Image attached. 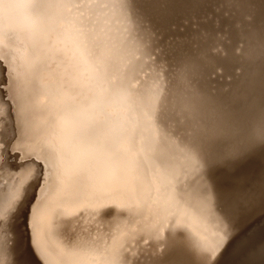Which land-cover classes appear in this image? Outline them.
Returning <instances> with one entry per match:
<instances>
[{"label":"rangeland","instance_id":"rangeland-1","mask_svg":"<svg viewBox=\"0 0 264 264\" xmlns=\"http://www.w3.org/2000/svg\"><path fill=\"white\" fill-rule=\"evenodd\" d=\"M28 1L26 0L27 3ZM40 1L38 0V3ZM134 1V7L138 11L135 9L130 11L122 0H67L64 7L62 5L59 10L52 7L53 11H49L46 16L37 12L43 10L40 6L29 7L19 0H0V65L3 64L5 68L3 75L5 84L7 82L5 88L9 90L6 92L10 93V98L7 97L9 100L15 97L10 101H14L19 111L16 130L5 147L7 150L5 162L14 173L26 165H31L35 169L39 166L37 169L39 172L31 176L35 177L32 179L37 180L34 182L37 185L35 184V188L34 185H31L32 189L29 188L31 191L26 194L28 195L27 202L25 199L26 206H23L19 214L21 216L18 217L19 237L23 245L20 251L35 264H115L111 262L112 252L109 250L114 249L119 243H122L121 253L124 257L133 261H149L168 254L172 239H175L174 241L186 239L206 245L217 232L227 226V222L241 207L251 201L252 197L254 201L257 200L255 203L264 199V142L260 139V133L264 130V81H262L264 38L259 35L264 37V12L261 14L259 11L264 9V0H258L259 2L254 0L257 5L253 0H249L252 4L243 0L241 5L242 0H208L209 3L202 0L205 2V11L202 5L204 2L201 0ZM244 2L247 5L243 4ZM193 3L195 6L189 10ZM231 3L234 5L231 6ZM218 4L224 6L220 7ZM226 5L230 13L228 8L223 10ZM213 6L217 7L212 8ZM219 8L220 11L222 10L221 14L226 13L221 15ZM248 11L249 13L245 14ZM208 12H212L213 15L219 13L220 17H214L216 14L211 15V18ZM257 13H260L261 17ZM227 16L229 17L225 18ZM244 16L247 21H244ZM230 17L233 21L229 19ZM179 18L186 20L184 23L187 24H183L181 22L183 20ZM203 18L209 20L208 22L213 26L215 24L220 26V23L222 26H216L213 30V26L208 23L206 28L207 21L204 22ZM44 19L46 23L40 24L39 22ZM218 21L221 22L218 24ZM235 21L237 23L241 21L239 24L243 27ZM225 22L231 24L227 26L228 23ZM232 22L237 25L234 24L231 28ZM250 23H252L251 27H249ZM245 25H249L252 33L247 26L244 27ZM146 27L151 32L150 36H148L149 31L145 35ZM180 28L181 30L177 31ZM216 28L226 29L225 33H231L230 30L245 33L244 28H246L249 34H244L246 35L244 37L237 32L231 33L232 36L229 33L224 35L219 33L216 37L218 32H221ZM141 29L145 32H141ZM212 30L217 32L215 36ZM170 32L174 35L171 40L170 37L173 36ZM175 32L177 35L181 34L177 37L184 35L180 41L182 43L184 41L183 44L177 45L179 41H175ZM206 32H209L207 33L209 36ZM186 34V38L190 36L188 39L185 38ZM194 35H199V38L202 36L200 38L202 40ZM221 35L227 43L224 38H220ZM239 35L246 40H241ZM237 38L244 43H240L239 46L240 41L237 42ZM4 39L6 43L3 42ZM195 40L200 41V45L206 42V46L198 45ZM214 40L215 42L217 40L218 44L221 42L220 46L223 44L221 52L227 51L217 52L219 47L217 43L215 45ZM232 40L235 42L234 45L231 43ZM229 43L230 47H228ZM141 44L145 45L142 46L147 51L142 49ZM250 44L251 48H249ZM207 45L208 49H206ZM235 46L240 50L233 48ZM252 47H257V50ZM180 48L187 50L180 51ZM208 50L212 53L210 51V55L207 56L205 52ZM213 50L216 51L214 52L217 54V58L215 57L217 61L221 60L219 62L221 66L216 64L218 63L216 60L210 62L215 55ZM249 53L253 55L252 59ZM4 54H8L9 58ZM143 54L145 56H142ZM198 54H202L205 60L208 57V61L203 63L204 57ZM221 54L225 56L222 57ZM146 55L148 58L153 55L154 60L151 56L149 59L151 62L147 60L148 58L143 59L147 57ZM187 56L190 60L185 59ZM241 57L246 58V61ZM143 60L147 61L143 64ZM184 60L193 63L198 60L199 63L194 65L210 71L208 74L203 68L201 70L198 67V72L194 76V86H198L196 90H199L200 94L196 95V99L200 102L198 103L200 113L193 114L187 111V114L181 113L183 115L180 114L174 124L170 121L165 123L163 110L153 106L156 104L157 90L164 92L167 87L156 80L152 83L150 80L144 82L147 77L158 78L159 74L164 72L165 75H160V78L163 76L165 78L166 75L168 78L175 77L180 72ZM179 61H181L180 66ZM223 61H227L226 68ZM138 64L137 67L142 69L135 68L137 72L134 66ZM159 64L161 67H158ZM154 65L155 67L157 65V69ZM217 65L220 67L223 65L225 72ZM130 69H133V74L137 72L138 76H133ZM156 72L159 73L158 77ZM1 82L3 83V78ZM8 85L11 88L10 86L8 88ZM164 123L165 126L162 128ZM204 124H227L247 129L248 132L247 137L234 142V154L211 160L206 156L209 173L213 174L212 181L216 184V189H221L227 199H217L208 187L197 190L199 196L208 205L211 204L212 212L204 220L205 228L200 226L203 224L197 222L183 205L184 195L191 196L190 192L195 191L192 186L196 183L201 169L186 160V154L182 152L184 144L188 140L191 141L197 125ZM165 130L169 131V135L164 132ZM169 152L171 158H175L180 164V176L177 177V181L166 173ZM32 179L30 184H33ZM40 182L43 184L41 185ZM43 198L46 200L45 205L52 200L49 204L51 208L48 207L49 210L45 213L47 220L44 229L36 225L33 220L36 216L34 215L35 210L37 211L36 206L41 203L39 200L43 201ZM64 209L67 213H64ZM67 209L72 211L73 215ZM262 213L229 240L217 264H264V211ZM56 214H62L63 217ZM54 217L56 219H52ZM95 218L98 220H94ZM53 220L54 223L58 222L57 225L53 224ZM45 232L48 234L46 235ZM54 232H57V237ZM233 239L236 241L235 244L226 252ZM46 244L49 246L45 247ZM118 258L119 255L116 259ZM166 261L161 263L168 264Z\"/></svg>","mask_w":264,"mask_h":264},{"label":"bare ground","instance_id":"bare-ground-1","mask_svg":"<svg viewBox=\"0 0 264 264\" xmlns=\"http://www.w3.org/2000/svg\"><path fill=\"white\" fill-rule=\"evenodd\" d=\"M23 1V3L25 4H28V6L30 7V6H32V5H37V6H40V9H43V10H38L37 12L38 13H43V14H45L46 16L49 14L48 12L49 11H53V8L52 7H55L57 10H59L61 7H62V5H63V7L65 6V4L67 3V0H41L39 3H38V0H29L28 2L29 3H27L26 2V0H19V2L21 3ZM123 1V3H124V5L126 6V7H128V9H130V11L131 10H134L135 9V1L134 0H122ZM197 1H199V0H197ZM197 1L195 2V4L197 3ZM202 1V0H201ZM208 2V0H205V2ZM210 1V0H209ZM214 1V0H213ZM212 1V2H213ZM218 1V0H217ZM223 1V0H222ZM226 1V0H225ZM232 1V0H231ZM231 1H229V2H231ZM234 1V0H233ZM239 1V0H238ZM245 1V0H244ZM248 1L249 0H247L246 2L248 3ZM252 1V0H251ZM257 2H259L258 0H256ZM202 2H204V1H202ZM205 2L204 3H202V5H203V7H204V11H205ZM211 2V3H212ZM242 2H243V0L241 1V3H240V5L242 4ZM250 2V1H249ZM253 2H254V0H253ZM209 3V2H208ZM210 3V4H211ZM219 3H221V2H219ZM226 3V2H225ZM228 3V2H227ZM235 3V2H234ZM234 3H233V5H234ZM247 3L245 4V2L243 3V4H245V5H247ZM189 4H191V2L189 3ZM195 4L193 3V6L191 7V9L189 8V10H192L193 9V7L195 6ZM198 4H199V2H198ZM198 4H197V6H198ZM213 4V3H212ZM211 4V5H212ZM216 4V3H215ZM214 4V5H215ZM223 4V3H222ZM249 4H252V2H250ZM254 4L255 5H257L255 2H254ZM254 4H253V6H254ZM208 5V4H207ZM227 5H229L230 6V3H228ZM226 5V6H227ZM232 5V3H231V6H233ZM261 5H262V3H261ZM22 6H23V4H22ZM27 6V5H26ZM27 6V7H28ZM188 5H186V7H187ZM191 6V5H190ZM189 6V7H190ZM210 6V5H209ZM218 6H220V7H222V6H224V5H222L221 6V4L219 5L218 4ZM235 6H236V4H235ZM237 6H238V4H237ZM28 7V8H29ZM60 7V8H59ZM182 7V6H181ZM217 6H213L212 8H216ZM241 7V6H240ZM240 7H239V9H240ZM244 7H246V6H244ZM252 7V6H251ZM259 7V6H258ZM258 7H256V8H258ZM261 7V6H260ZM263 7H264V3H263ZM26 8V7H25ZM24 8V9H25ZM28 8L27 9H25V10H28ZM59 8V9H58ZM140 8V7H139ZM188 8V7H187ZM224 8V7H223ZM227 8H228V10H229V7L227 6V7H225L223 10H227ZM238 8V7H237ZM243 8V7H242ZM241 8V9H242ZM255 8V7H254ZM262 8V7H261ZM183 9V8H182ZM197 9H198V7H197ZM197 9H195L196 11H197ZM203 9V8H202ZM211 9V8H210ZM209 9V10H210ZM220 9L221 8H219V12H220V14H221V11H220ZM251 9H253V8H251ZM260 9V8H259ZM136 10V9H135ZM179 10V9H178ZM194 10V11H195ZM262 10H264L263 8H262ZM262 10H259L260 11V13L261 12H264V11H262ZM136 11H138V10H136ZM175 11V10H174ZM181 11V10H180ZM201 11V10H200ZM204 11H202L203 13H205ZM207 11H208V9H207ZM211 11V10H210ZM209 11V12H210ZM213 11V10H212ZM215 11H216V9H215ZM218 11V10H217ZM256 11H258V10H256ZM155 12V11H154ZM208 12V13H209ZM228 12V11H227ZM236 12V11H235ZM239 12H244V11H239ZM252 12V11H251ZM134 13V12H133ZM150 13V12H149ZM171 13H175V12H172L171 11ZM177 13V12H176ZM175 13V14H176ZM179 13V12H178ZM185 13V12H184ZM226 13V12H225ZM224 12H222V14L224 15L225 14ZM229 13H230V10H229ZM241 13V14H242ZM249 13V11L246 13L245 12V14H248ZM260 13H257L258 15H260V17H261V14ZM181 14V13H180ZM179 14V15H180ZM210 15V17H211V15H213L212 14V12L211 13H209ZM217 14V15H216ZM219 13H215L214 15H216V16H214V17H220V15H218ZM221 14V15H222ZM228 14V13H227ZM234 14V13H233ZM238 14V13H237ZM162 15V14H161ZM186 15V14H185ZM191 15V14H190ZM204 15V14H203ZM203 15H201V16H203ZM207 15V14H206ZM244 15V14H243ZM264 15V14H263ZM262 15V16H263ZM176 16V15H175ZM183 16V15H182ZM181 16V18H183ZM237 16H239V14L237 15ZM247 16V15H246ZM62 16L60 15L59 16V18H61ZM136 17V16H135ZM185 17V16H184ZM186 17H187V15H186ZM192 17V16H191ZM207 16H205V18H206ZM229 16H227V17H225V18H228ZM233 17H234V15H233ZM232 17V18H233ZM235 17H236V15H235ZM245 17V16H244ZM244 17H242V20H243V18ZM145 18V17H144ZM159 18V17H158ZM175 18V20H176V18L177 17H174ZM181 18H179V19H181ZM197 18V17H196ZM207 18H209V17H207ZM212 18V17H211ZM223 18V17H222ZM241 17L239 16V19H240ZM248 18V17H247ZM250 18V17H249ZM264 18V17H263ZM47 19V18H46ZM46 19H44V20H41V22H39L40 24L41 23H43V24H45L46 23ZM155 19V18H154ZM187 19V18H186ZM219 19V18H218ZM217 19V20H218ZM229 19H231V17L229 18ZM236 19V18H235ZM239 19H236L237 21H239ZM166 20H167V18H166ZM181 20H183V21H181V22H183V24H187V23H184V22H186V20L184 21V19H181ZM203 20H205L204 18H203ZM214 20V19H213ZM216 20V21H217ZM220 20V19H219ZM250 20V19H249ZM248 20V21H249ZM43 21V22H42ZM154 21V20H153ZM158 21H160L161 22V20H159L158 19ZM177 21H179L178 20V18H177ZM187 21H189V20H187ZM192 21V20H191ZM207 20H205L204 22H206ZM209 21V20H208ZM206 22V28H207V25H209L210 24V22ZM215 21V20H214ZM222 21V20H221ZM221 21H218V24L221 22ZM231 21H233V19H231ZM230 21V22H231ZM237 21H235V23H237ZM244 21H247V19H246V17L244 18ZM251 21H252V19H251ZM263 21H264V19H263ZM162 22H164V21H162ZM180 22V21H179ZM200 22H202V20L200 21ZM241 22V21H240ZM240 22H238L237 24H239ZM166 23H167V21H166ZM193 23H194V21H193ZM209 23V24H208ZM225 23H228V22H225ZM225 23H224V26H225ZM233 23V22H232ZM235 23H233L232 25H230L231 26V28L232 27H234V24ZM244 23V22H243ZM247 23V22H246ZM39 24V25H40ZM161 24H163V23H161ZM165 24V23H164ZM196 24V23H195ZM202 24V23H201ZM214 24V23H213ZM229 24H231V23H228V24H226L227 26L229 25ZM237 24H235V25H237ZM251 25L249 26V25H245L244 27H251L252 26V23H250ZM254 24V23H253ZM257 24V23H256ZM137 25H139V24H137ZM142 25V24H141ZM167 25H169V24H167ZM174 25V24H173ZM172 25V26H173ZM193 25V24H192ZM211 25V27L213 26L212 24H210ZM240 25V24H239ZM145 26H146V24H145ZM144 26V27H145ZM161 26V25H160ZM165 26V25H164ZM171 26V27H172ZM216 26H219V25H216L215 24V26H213V30H215V27ZM220 26H222L221 25V23H220ZM219 26V27H220ZM227 26H225V28L227 27ZM230 26H229V28H230ZM255 26V25H254ZM259 26H260V23H259ZM138 27V26H137ZM143 27V28H144ZM154 27V26H153ZM163 27V26H162ZM167 27V26H166ZM169 27H170V25H169ZM178 27V26H177ZM183 27H184V25H183ZM187 27H189L188 25H187ZM193 27V26H192ZM200 27H202V26H200ZM205 27V26H204ZM203 27V28H204ZM209 27V26H208ZM236 27V26H235ZM240 27H243V26H241L240 25ZM239 26H238V30H239V28H240ZM248 27V30L250 31V28ZM256 27V26H255ZM142 28V29H143ZM147 28V27H146ZM173 28V27H172ZM175 28H176V26H175ZM182 28V27H181ZM181 28L179 29V30H177V31H180L181 30ZM194 29H195V27H193ZM197 28V30L199 31V29H198V27H196ZM203 28H202V31H204L203 30ZM221 28H223V27H221ZM228 28V29H229ZM230 28V29H231ZM256 28H258V27H256ZM255 28V29H256ZM139 29V28H138ZM140 30L141 32H143L144 30ZM168 29V28H167ZM171 29V28H170ZM174 29V28H173ZM178 29V28H177ZM185 30H186V28H184ZM192 29V28H191ZM209 29H210V27H209ZM208 29V30H209ZM212 29V28H211ZM216 29H218L219 30V28H216ZM227 29V30H228ZM234 29V28H233ZM235 29H237V27L235 28ZM243 29V28H242ZM245 30V33H243L242 31L241 32H237L236 30L235 31H233L234 33H240V35H244V34H249L248 32H247V29L246 28H244ZM253 30H254V28H252ZM251 29V30H252ZM193 30V29H192ZM212 30V31H213ZM260 30V29H259ZM146 31V32H145ZM145 35H146V33L149 31L148 30V28H147V30L145 29ZM166 31V30H165ZM169 31V30H168ZM189 31V30H188ZM188 31H186L187 32V34H188ZM196 31V30H195ZM200 31H201V29H200ZM210 31V30H209ZM219 31H221V32H218V35H216V37H218L219 36V33L220 34H228L227 32L225 33L224 31H226V29H221V30H219ZM222 31H223V33H222ZM257 31V30H256ZM260 31H262V30H260ZM140 32V33H141ZM167 32V31H166ZM183 32V31H182ZM186 32H184V33H186ZM192 32V31H191ZM230 32L231 33H233L231 30H230ZM196 33V32H195ZM198 33V32H197ZM200 33H202V32H200ZM207 33H209V32H206V35H208L209 36V34H207ZM213 33H214V35L213 34H211V35H213V36H215V33H217V32H214L213 31ZM231 33H229V35L231 34ZM241 33H243V34H241ZM250 33H252V31H250ZM149 35L148 36H150V34H151V32L149 31V33H148ZM167 34V33H166ZM170 34H172V32H170ZM175 34H176V32H175ZM187 34L185 35V38H186V36H187ZM191 34V33H190ZM189 34V35H190ZM194 34V33H193ZM193 34H192V36H193ZM253 34H255V32L253 31ZM141 35V34H140ZM181 34H179V35H175V41H179V43H177V45L179 44H181L182 42H180L182 39V37H184V35L182 36V37H177V36H180ZM237 35V34H236ZM239 35V36H240ZM258 35V34H257ZM260 35V37L261 38H264V37H262L261 36V34H259ZM142 36V35H141ZM152 36H154V35H152ZM168 36H170L169 34H168ZM172 36L173 37H170V40H171V38H174V35L172 34ZM191 36V37H192ZM195 37L196 36H198V38L197 39H199L200 41L202 40V39H200L202 36H200V38H199V35H194ZM230 36H232V35H230ZM234 36V35H233ZM239 36H237V37H239ZM242 36H240L241 38V40H246V39H243V37ZM249 36H251V35H249ZM248 36V37H249ZM140 37V36H139ZM156 37V36H155ZM188 37H190V36H188ZM188 37L186 38V39H188ZM204 37V36H203ZM211 37V36H210ZM222 37V35L220 36V38ZM226 37H227V35H226ZM235 38H236V36H234ZM233 37V38H234ZM244 37H246V35H244ZM253 37H254V35H253ZM252 37V38H253ZM151 38H153V37H151ZM158 38H159V36H158ZM168 38V37H167ZM176 38H179L180 40H177ZM214 38V37H213ZM219 38V39H220ZM222 38H224V37H222ZM221 38V39H222ZM231 38V37H230ZM234 38V39H235ZM255 38V37H254ZM257 38V37H256ZM160 39V38H159ZM192 39H194V38H192ZM225 39V38H224ZM224 39H223V41H224ZM191 40V39H190ZM189 40V41H190ZM204 40V39H203ZM230 41H231V39H229ZM241 40H238V38L236 39V41L238 42V41H240V42H238L239 43V46H240V43H242L241 42ZM250 40V39H249ZM254 40V39H253ZM261 40V39H260ZM264 40V39H263ZM167 41V40H166ZM195 41H197V40H195ZM200 41L198 42V45H200ZM205 41V40H204ZM257 41V40H256ZM255 41V42H256ZM3 42H5L6 43V40L4 39V41ZM148 42V41H147ZM186 42V41H185ZM209 42V41H208ZM214 42H215V40H214ZM225 42L227 43V41H226V39H225ZM247 42H248V40H247ZM252 41L250 40V43H251ZM143 43V42H142ZM156 43V42H155ZM169 43V42H168ZM183 43H184V41H183ZM182 43V44H183ZM190 43H191V41H190ZM206 43V42H205ZM205 43L203 42V43H201L202 45H204V46H206L205 45ZM212 43V41L210 42V44ZM217 43V40H216V42H215V45H217L216 44ZM221 43V42H220ZM218 44L217 45V47H219V51H217V48L215 47V45L213 44L212 46H214L215 48H216V51L217 52H221L222 50V46H223V44H222V46H220L221 44ZM231 43H233V45H234V43L235 42H233V40H232V42ZM237 43V44H238ZM244 43V42H243ZM242 43V44H243ZM148 44V43H147ZM146 44V46H147V48H148V45ZM186 44V43H185ZM188 44V43H187ZM186 44V45H187ZM193 44H194V40H193ZM236 44V45H237ZM143 44H141V47H142V49H144L145 50V45H143ZM190 45V44H189ZM202 45H200V46H202ZM209 45V44H208ZM208 45H207V48L206 49H208L209 47H208ZM246 45H248V43H246ZM253 45V44H252ZM256 45V44H255ZM261 45V44H260ZM193 46H195V45H193ZM197 46V45H196ZM210 46V45H209ZM238 46V47H239ZM251 46V44L249 45V48H251L250 47ZM20 47V46H19ZM150 47V46H149ZM151 47H152V45H151ZM175 47V46H174ZM177 47H179V46H177ZM184 47V46H183ZM186 47V46H185ZM199 47V46H198ZM221 47V48H220ZM224 47V46H223ZM228 47H230V43H229V45H228ZM237 46H235V47H233V48H235L236 50L238 49V48H236ZM243 47V46H242ZM244 47H246L245 46V44H244ZM160 48V47H159ZM176 48V47H175ZM181 48H182V46H181ZM179 49L180 51H183V50H187V49ZM187 48V47H186ZM192 48V47H191ZM197 48V47H196ZM201 48V47H200ZM205 48V47H204ZM211 48V47H210ZM253 48V47H252ZM255 48V50H257L256 48L257 47H254ZM253 48V49H254ZM9 48H7V50H8ZM141 49V50H142ZM162 49V48H161ZM177 49V48H176ZM190 49V48H189ZM201 49H203V48H201ZM212 49V48H211ZM214 49V48H213ZM226 49H227V47H226ZM231 49V48H230ZM229 49V50H230ZM244 49V48H243ZM14 50V49H13ZM150 50V52H151V48L149 49ZM148 50V51H149ZM178 50V51H179ZM221 50V51H220ZM229 50H228V52H229ZM240 50V49H239ZM239 50H237V51H239ZM252 50V49H251ZM254 50V51H255ZM259 50H260V48H259ZM263 50V49H262ZM4 51H6V50H4ZM143 51V50H142ZM145 51H147V49L145 50ZM180 51H179V53H180ZM188 51H190V50H188ZM191 51H193V50H191ZM195 51V50H194ZM206 51V50H205ZM211 51V50H210ZM209 50L207 51V52H205L206 54L205 55H210L209 54V52H210ZM215 50H213V54H215V52H214ZM227 50H223V52H226ZM234 51V50H233ZM233 51H232V53H233ZM245 51V50H244ZM261 51V50H260ZM9 52V51H8ZM154 52V51H153ZM201 52V51H200ZM223 52H221V53H223ZM256 52V51H255ZM7 53V52H6ZM19 53V52H18ZM155 53H157V52H155ZM187 53V52H186ZM211 53H212V51H211ZM239 53H242V52H238V54ZM248 53V52H247ZM252 53H253V51H252ZM256 53H259V52H256ZM262 53V52H261ZM263 53H264V51H263ZM10 55H12L11 53H9ZM150 54V53H149ZM148 54V55H149ZM166 54V53H165ZM170 54V53H169ZM190 54V53H189ZM213 54H211V57H212V55ZM236 54V53H235ZM242 54H244V53H242ZM241 54V55H242ZM251 53H249V55H250ZM4 55H6V58L8 57L9 58V55L8 54H4ZM180 55V54H179ZM195 55L197 56V54L195 53ZM198 55H200V54H198ZM207 55V56H208ZM216 55V56H215ZM212 58H217V54H215ZM219 55V54H218ZM223 55L224 54H221V56L223 57ZM225 55H227L226 53H225ZM224 55V56H225ZM233 55H234V53H233ZM240 55V56H241ZM248 55V54H247ZM248 55V56H249ZM2 56V55H1ZM15 57H16V55H14ZM142 56H145L144 54L142 55ZM147 56V55H146ZM151 57H152V60H154L153 58H154V56L153 55H150ZM150 56H149V58H148V56L147 57H145V58H143V59H146V58H148L147 60H149L150 59ZM192 56V55H191ZM191 56H190V58H191ZM200 56H202V57H204L202 54L200 55ZM229 56H230V53H229ZM235 56V55H234ZM236 56H237V54H236ZM244 56V55H243ZM3 57V56H2ZM12 57V56H11ZM189 56H187V58H185V59H189L188 58ZM201 57V58H202ZM227 57V56H226ZM245 57H246V55H245ZM251 57H253V55L251 56L250 55V58ZM255 57V56H254ZM172 58V57H171ZM182 58V57H181ZM196 58V57H195ZM197 58H199V56H197ZM211 58V60H210V62L212 61V60H216V62H218V63H216V64H220V66H221V63H219L220 61H219V59H218V61H217V59L215 58V59H212ZM219 58H220V56H219ZM227 58H229V57H227ZM235 58V57H234ZM21 59V58H20ZM192 59V58H191ZM204 60H202V62L204 63V62H206V60L207 59H209L208 57H207V59L205 60V57L203 58ZM231 59V58H230ZM240 59V58H239ZM241 59H245V61H246V58H242L241 57ZM241 59H240V61H241ZM247 59H249V58H247ZM252 59V58H251ZM251 59H249V60H251ZM146 60V61H147ZM179 60H181V59H179ZM190 60V59H189ZM189 60H184V62H182V66H180L179 65V63H181V61H179L178 62V65L181 67L180 68V72L179 73H177V75L175 76V77H169L168 78V76L166 75V77L164 78V76L162 77V78H160V75H162V74H164V73H157V77H158V74H159V77L158 78H153V76H152V78L150 77V79H149V77H147L146 79H145V82L144 83H146V82H148L149 80H150V83H152L153 81H157L158 83H160V84H162V86L163 85H165V87H167V90L166 91H164V92H161L160 90L158 91L157 90V93H156V97H155V99H156V104L153 106V108H158V107H160L162 110H163V112H164V117H165V123L166 122H172L173 124H174V122L177 120V118L180 116V114L181 113H184V112H186V114H187V111L188 112H191V113H193V114H198V113H200V109H199V105L200 104H198V103H200V102H198V99H196V95H200L199 94V90L197 91L196 90V88L198 87H196V86H194L195 85V82H194V80H195V78H194V76H195V74H196V72H198V67L199 66H197V65H194V63L196 64L197 62L199 63V61L197 60V62H195L194 61V63H193V61H189ZM200 60V61H201ZM235 60V59H234ZM256 60V59H255ZM254 60V61H255ZM12 61V60H11ZM144 62H143V64L146 62L145 60H143ZM150 61V60H149ZM158 60H155V62H157ZM162 61V60H161ZM208 61V60H207ZM151 62V61H150ZM152 62H154V61H152ZM166 62V61H165ZM227 62V61H226ZM226 62L225 61H223V63H225L226 64ZM231 62V61H230ZM242 62V61H241ZM137 63H139V62H137ZM160 63V62H159ZM168 63V62H167ZM197 63V64H198ZM201 63V62H200ZM202 63V64H203ZM209 63V62H208ZM213 63H215V61H213ZM212 63V64H213ZM249 62H247V64H248ZM259 63V62H258ZM261 63H262V61H261ZM140 64V63H139ZM139 64L138 65H135L134 66V70H136V69H140L139 67H137V66H139ZM143 64H142V66H143ZM154 64V63H153ZM202 64H201V66H202ZM225 64H223L224 65V67L226 68L227 67V64H226V66H225ZM230 64V63H229ZM247 64H245V65H247ZM10 65V64H9ZM15 65V64H14ZM164 65V64H163ZM206 65V67H208L207 66V63L205 64ZM217 65V67H220V66H218ZM223 65H222V67H220L222 70H224L223 69ZM3 66V64L2 65H0V264H35L34 262H32V260L29 258H27L26 257V255H24L20 250H22L23 249V247H22V249H21V246H23V245H21L22 243V241H20V237H19V220H18V217L19 216H21V215H19L21 212H22V209H23V206L25 207L26 205V202H27V200L28 199H26L27 198V196H26V194H29V192L31 191L30 189H32L31 187V185H34L33 187L35 188V184H34V182H35V180L34 179H32V178H35V177H31V176H34V175H36L37 174V172H39V170H37L38 169V167L39 166H36V169L33 167V166H31V165H26L25 167H23L22 169H20L18 172H16V173H14V172H12L11 171V169L9 168V166L7 165V163L5 162V158H6V154H7V150L5 149V147H7V145L9 144L8 143V140L9 139H11L12 137H13V135H14V130H16L15 128V126H17V120H18V118H17V116H18V114H19V111L17 110V107H16V104L14 103V101L13 102H11L10 100L11 99H14V98H11L10 100L8 99V97L7 96H9V98H10V93H8L9 92V90H7V88H5L6 87V84H7V82H6V84H5V82H4V77H3V75H4V70H5V68H4V66ZM25 66V65H24ZM204 66V65H203ZM264 66V65H263ZM154 67H155V65H154ZM156 67H157V65H156ZM155 67V68H156ZM158 67H161L160 66V64H159V66ZM162 67H165V66H162ZM171 67V66H170ZM205 67V66H204ZM210 67H212V65L210 66ZM233 67V66H232ZM248 67V66H247ZM251 67V66H250ZM132 68V67H131ZM136 68V69H135ZM200 68V67H199ZM201 68H203V67H201ZM200 68V69H201ZM220 68H218V69H220ZM257 68V67H256ZM142 69V68H141ZM140 69V70H141ZM157 69V68H156ZM199 69V70H200ZM214 69V68H213ZM230 69V68H229ZM241 69V68H240ZM132 70L133 69H130V72L132 73V75L134 76H138L137 75V72H135L136 74H133V72H132ZM161 70H162V68H161ZM165 70V68L163 69V71ZM171 70V69H170ZM178 70V69H177ZM202 70V69H201ZM203 70L205 71V68H203ZM211 70H212V68H211ZM258 70V69H257ZM162 71V72H163ZM207 71V70H206ZM205 71V72H206ZM235 71V70H234ZM246 71H247V69H246ZM264 71V70H263ZM168 72V71H167ZM208 72V71H207ZM210 72V71H209ZM208 72V74H210ZM214 72V71H213ZM224 72H225V70H224ZM154 73H155V71H154ZM169 73V72H168ZM216 73V72H215ZM218 73H219V70H218ZM223 73V72H222ZM232 73V72H231ZM237 73V72H236ZM167 74V73H166ZM200 75H201V73H199ZM207 74V75H208ZM165 75V74H164ZM206 75V76H207ZM258 75V74H257ZM205 76V75H204ZM210 76V75H209ZM212 76H213V74H212ZM223 76V75H222ZM228 76V75H227ZM250 76V75H249ZM155 77V76H154ZM201 77V76H200ZM233 77V76H232ZM248 77V76H247ZM3 78V83L1 82V79ZM136 78H138V77H136ZM160 78V79H159ZM164 78V79H163ZM202 78V77H201ZM207 78H209V77H207ZM211 78H213V77H211ZM230 78V77H229ZM249 78V77H248ZM218 79V78H217ZM252 79V78H251ZM263 80L262 81H264V78H262ZM220 81H221V79H220ZM233 81H234V79H233ZM254 81V80H253ZM255 81H257V80H255ZM212 82V81H211ZM260 83V82H259ZM5 84V86H3ZM214 84V83H213ZM208 85V84H207ZM238 85H239V83H238ZM9 86L10 85H8L7 87L9 88ZM236 86V85H235ZM168 87H171V88H168ZM211 87V86H210ZM215 87V86H214ZM10 88H11V86H10ZM204 88V87H203ZM4 89H6V90H4ZM202 89V88H201ZM211 89V88H210ZM262 89V88H261ZM15 90V89H14ZM217 90V89H216ZM229 90V89H228ZM6 91H8V92H6ZM204 91V90H203ZM212 91V90H211ZM206 92V91H205ZM204 92V94H205V96H207L206 95V93ZM209 92V91H208ZM232 92V91H231ZM11 93H12V91H11ZM201 93V92H200ZM218 93V92H217ZM203 94V93H202ZM209 94V93H208ZM213 94V93H212ZM260 94V93H259ZM234 96H235V94H233ZM17 96V95H16ZM19 96V95H18ZM221 96V95H220ZM13 97V96H12ZM203 97H204V95H203ZM253 97V96H252ZM17 98V97H16ZM19 98V97H18ZM207 98V97H206ZM214 98V97H213ZM204 99V98H203ZM200 100V99H199ZM260 100V99H259ZM205 101H206V99H205ZM208 101V100H207ZM212 101V100H211ZM218 101V100H217ZM207 103V102H206ZM210 103V102H209ZM258 103V102H257ZM15 105V106H14ZM237 105H239V104H237ZM210 109V108H209ZM248 109V108H247ZM263 109V108H262ZM258 110V109H257ZM11 113H12V115H11ZM181 115H183V114H181ZM185 117V116H184ZM192 118H193V116H191ZM222 118V117H221ZM184 119V118H183ZM189 119V118H188ZM178 121V120H177ZM179 121H181V120H179ZM165 123L162 125V128L165 126ZM178 123V122H177ZM176 123V124H177ZM188 124V123H187ZM189 127V126H188ZM166 129V128H165ZM194 129V128H193ZM166 134L169 132V131H167V130H165L164 131ZM172 134V133H171ZM168 135H169V133H168ZM171 137V136H170ZM179 142V141H178ZM173 144H175V143H173ZM181 146V145H180ZM179 151V150H178ZM174 152V151H173ZM182 152H185V154H186V160H188L191 164H194L196 167H198L199 168V170L201 169V172H200V175H199V177H198V179H197V181H196V183L192 186V188L195 190L194 192H190L192 195L191 196H189V195H184V198H183V200H184V202H183V205H184V208H186V209H188L187 211H189L190 213H191V215L194 217V219L197 221V222H199L200 224H203V225H200V226H203L204 228H205V226H206V224H205V221L204 220H206L207 219V217L209 216V214L212 212L211 211V204L210 205H208L205 201H204V199L201 197V196H199V193H197V190L199 189L200 190V188L201 187H208V188H210L211 189V191L213 192L212 194L217 198V199H227V198H225V195H223L222 194V191H221V189L220 190H217L216 189V184L215 183H213V181H212V177H213V174L212 173H209V168H208V162H207V160H206V156L205 155H202L199 151H197L194 147H193V145H192V139H191V141H187L185 144H184V151L182 150ZM184 154V155H185ZM172 157V155H171V153L169 152V154H168V162H166V165H167V169H166V167H165V169H166V173H168L170 176H171V178L174 180V181H177V177L178 176H180L179 175V172H180V164L176 161V159L174 158V159H172L171 158ZM175 157V156H174ZM184 157V156H183ZM180 159H182V158H180ZM178 161H180V160H178ZM187 161V162H188ZM190 165V164H189ZM41 168V167H40ZM189 168V167H188ZM183 172V171H182ZM178 174V175H177ZM177 175V176H176ZM31 179L33 180V184H30V182H32L31 181ZM41 180V179H40ZM182 180V179H181ZM37 181V180H36ZM41 183V182H40ZM43 184V182L41 183V185ZM37 185V184H36ZM91 187H94V186H91ZM30 188V189H29ZM34 188H33V191H34ZM209 190V189H208ZM28 191V192H27ZM210 191V192H211ZM25 199H26V202H25ZM193 200V201H192ZM39 201H41V203L39 204V205H37L36 207V209H37V211L35 210V212H34V215L36 214V216H34L33 218V220H35V224L36 225H38L39 227H44L45 226V221L47 220V216H46V211H48L49 209H48V207H50L49 206V204L51 203V201L52 200H50V202H49V204H44V202H46V200H44V198H43V201L42 200H39ZM127 201H128V199H127ZM257 201V200H256ZM256 201H254V199H253V197L251 198V201H249L248 203H246V205L245 206H243V207H241L239 210H238V212H236V215L234 216V217H232V218H230V220L227 222V226L225 227V228H223L222 230H220L219 232H217L216 233V236L208 243V244H206V245H202V244H198V243H195V242H193V241H189V240H186V239H181V240H177V241H174L175 239H172L171 240V246H170V249H168V254H165V255H163V256H160L159 258H152V259H150L149 261H133V260H129V259H126L125 257H124V255H123V253H121V249H122V246H121V244L122 243H119V244H116V246H114V249H111V250H109V251H111L112 253H110V258H111V262L113 261L115 264H162L163 262L162 261H165V260H167L168 261V264H217V262L219 261V258H220V256H221V254L223 253V251L226 249V246H227V244L229 243V240L232 238V237H234L235 235H237L239 232H241L242 230H244V228L250 223V222H253V221H255V219L256 218H258V217H260V215H262L263 213V211H264V199H262V200H259V202L258 203H255ZM59 205V204H58ZM58 207V206H57ZM51 208V207H50ZM55 208V207H54ZM66 208H68V209H70L69 207H66ZM65 208V209H66ZM72 209H73V207H71ZM58 209V208H57ZM57 209H55V210H57ZM61 208H59V210H60ZM64 209V213H67L66 212V210ZM67 209V210H68ZM31 210H34V209H31ZM52 210V209H51ZM241 210V211H240ZM61 211H62V209H61ZM60 211V212H61ZM69 211V210H68ZM31 212V211H30ZM56 212V211H55ZM59 212V211H58ZM57 212V213H58ZM59 212V213H60ZM63 212H61V213H63ZM72 212V211H71ZM70 211H69V213H71ZM68 213V214H69ZM255 213V214H254ZM49 214V213H48ZM52 214V213H51ZM72 214V213H71ZM57 215V214H56ZM62 215V214H61ZM60 214L59 215H57V216H61ZM64 215H66V214H64ZM73 215V214H72ZM53 216V215H52ZM56 216V217H57ZM68 216H71V215H68ZM68 216H66V219H67V217ZM61 217H63V216H61ZM60 217V218H61ZM79 217V216H78ZM21 218V217H20ZM59 218V217H58ZM71 218H76V216H74V217H72L71 216ZM71 218H69V220L71 219ZM103 218V217H102ZM32 219V218H31ZM52 219H56L55 217L54 218H52ZM73 219V220H74ZM59 220H61V219H59ZM68 220V221H69ZM94 220H98V219H94ZM76 221V220H75ZM78 221V220H77ZM90 221H92V220H90ZM106 221V220H105ZM22 224H23V222L22 221H20ZM26 222H28V220L26 221ZM48 222H50V220L48 221ZM52 222V221H51ZM57 222V221H56ZM56 222L54 223V220H53V224H56ZM62 222V221H61ZM71 222V221H70ZM58 223V222H57ZM65 223H67V221L65 222ZM90 223V222H89ZM21 224V225H22ZM27 224V223H26ZM61 224V223H60ZM69 224H71L72 225V223H69ZM98 224V223H97ZM115 224V223H114ZM33 225V224H32ZM50 225V224H49ZM57 225V224H56ZM66 225V224H65ZM70 225V226H71ZM74 225V224H73ZM205 225V226H204ZM38 226H37V229H38ZM52 226H54V225H52ZM61 226H63V225H61ZM69 226V227H70ZM87 226V225H86ZM119 226H120V224H119ZM119 226H118V228H119ZM22 227V226H21ZM66 227V226H65ZM69 227L67 228V229H69ZM73 227V226H72ZM82 227V226H81ZM80 227V228H81ZM95 227V226H94ZM121 227V226H120ZM48 228V227H47ZM47 228H45V229H47ZM50 228V227H49ZM52 228H54V227H52ZM58 228V227H57ZM56 228V229H57ZM86 228H88V226L86 227ZM85 228V229H86ZM114 228V227H113ZM44 229V228H43ZM51 229V228H50ZM60 229V228H59ZM62 229V228H61ZM115 229V228H114ZM23 230V229H22ZM25 230V229H24ZM35 230V229H34ZM39 230V229H38ZM38 230H37V232H38ZM42 230V229H41ZM52 230V229H51ZM63 230V229H62ZM83 230H84V228H83ZM44 231V230H43ZM43 231H41L42 233H43ZM53 231H54V229H53ZM56 231V230H55ZM66 231V230H65ZM32 232V231H31ZM41 232H40V234H41ZM47 232V231H46ZM45 232V233H46ZM51 231H49V233H50ZM58 232V231H57ZM57 232H54L55 233V237H57L56 236V233ZM60 232V231H59ZM114 232H115V230H114ZM44 233V234H45ZM32 234V233H31ZM30 234V235H31ZM48 233H46V235H47ZM53 234V233H52ZM62 234V233H61ZM58 235V234H57ZM60 235V234H59ZM22 236V235H21ZM26 236V235H25ZM32 236H33V234H32ZM110 236V235H109ZM24 237V236H23ZM38 236H36V238H37ZM41 237H42V235H41ZM46 237V236H45ZM51 237V236H50ZM58 237H60V236H58ZM65 237V236H64ZM70 237H73V236H71L70 235ZM69 237V238H70ZM26 238V237H25ZM43 238V237H42ZM47 238H48V236H47ZM46 238V239H47ZM62 238V237H61ZM68 238V237H67ZM45 239V240H46ZM57 239H60V238H57ZM65 239V238H64ZM76 239V238H75ZM30 240V239H29ZM40 240H41V238H40ZM44 240V239H43ZM49 240H51V239H49ZM49 240H48V242H49ZM39 241V240H38ZM63 241V240H62ZM68 241H70V240H68ZM107 241H108V239H107ZM41 242V241H40ZM46 243H47V241H45ZM51 242V241H50ZM57 242V241H56ZM76 242V241H75ZM234 242H236L235 241V239H233V241L231 242V244L227 247V250H226V252L228 251V250H230L231 248H232V246L235 244ZM39 243V242H38ZM58 243V242H57ZM67 243V242H66ZM69 243V242H68ZM74 243V242H73ZM110 243V242H109ZM41 244H42V242H41ZM49 244V243H48ZM48 244H46V246L45 247H47V245ZM39 245H40V243H39ZM44 245H45V243H44ZM106 245V244H105ZM49 246V245H48ZM55 246V245H54ZM58 246V245H57ZM64 246V245H63ZM62 246V247H63ZM107 246V245H106ZM70 247V246H69ZM108 247V246H107ZM106 247V248H107ZM42 248V247H41ZM52 248V247H51ZM50 248V249H51ZM64 248V247H63ZM72 248H74V247H72ZM33 249V248H32ZM53 249V248H52ZM60 249V248H59ZM43 250H45V248L43 249ZM47 250V249H46ZM58 250V249H57ZM41 251V250H40ZM61 251V250H60ZM42 252V251H41ZM65 252V251H64ZM30 254V253H29ZM225 254V253H224ZM120 256V258H118V259H116V257L117 256ZM32 256V255H31ZM39 256V255H38ZM30 257V256H29ZM263 257V256H262ZM261 257V258H262ZM49 258H50V256H49ZM36 259V258H35ZM57 259V258H56ZM39 260V259H38ZM93 260V259H92ZM48 261V260H47ZM167 261H166V263H167ZM162 262V263H161ZM40 263V262H39ZM261 263V262H260ZM41 264V263H40ZM222 264V263H221Z\"/></svg>","mask_w":264,"mask_h":264},{"label":"snow or ice","instance_id":"snow-or-ice-1","mask_svg":"<svg viewBox=\"0 0 264 264\" xmlns=\"http://www.w3.org/2000/svg\"><path fill=\"white\" fill-rule=\"evenodd\" d=\"M247 136V129L227 124L197 125L193 131L192 145L211 160L234 154V142ZM260 139L261 142H264V130L260 133Z\"/></svg>","mask_w":264,"mask_h":264}]
</instances>
